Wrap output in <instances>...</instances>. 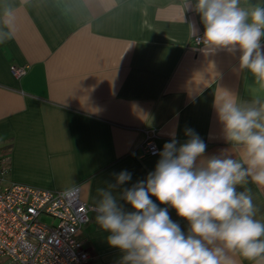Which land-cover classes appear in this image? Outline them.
Listing matches in <instances>:
<instances>
[{
    "label": "crops",
    "instance_id": "0c3cea01",
    "mask_svg": "<svg viewBox=\"0 0 264 264\" xmlns=\"http://www.w3.org/2000/svg\"><path fill=\"white\" fill-rule=\"evenodd\" d=\"M185 2L0 0V34L15 33L0 43V146L10 150L12 181L54 190L80 185L95 208L97 187L115 183L114 174L130 172L121 187H131L155 170L159 154L141 155L146 131L156 134L160 152L173 135L182 144L193 129L205 157L244 156L225 138L215 94L226 89L242 103H264V81L240 69L239 52L193 45L204 25ZM256 4L264 0H240L244 8ZM12 66L27 73L16 77ZM243 187L264 219V186ZM169 213L187 229L175 209ZM95 215L82 236L92 264H119L121 253ZM224 255L230 264H252L227 249Z\"/></svg>",
    "mask_w": 264,
    "mask_h": 264
},
{
    "label": "clouds",
    "instance_id": "9594fccd",
    "mask_svg": "<svg viewBox=\"0 0 264 264\" xmlns=\"http://www.w3.org/2000/svg\"><path fill=\"white\" fill-rule=\"evenodd\" d=\"M185 8L200 15L204 34L197 38L209 52H239L240 69L264 81V5L186 0ZM14 34H0V43ZM214 108L226 140L243 149L242 158L227 151L205 157L204 141L186 129L189 139L180 144L173 135L146 179L121 187L132 179L123 170L114 174L115 183L97 187L95 223L120 251L119 264H230L225 249L252 264L264 258V219L256 218L251 188L243 187L264 186V103H242L225 89L215 94ZM74 194L75 189L66 193Z\"/></svg>",
    "mask_w": 264,
    "mask_h": 264
},
{
    "label": "built area",
    "instance_id": "2783aa9c",
    "mask_svg": "<svg viewBox=\"0 0 264 264\" xmlns=\"http://www.w3.org/2000/svg\"><path fill=\"white\" fill-rule=\"evenodd\" d=\"M197 37L203 34L193 38L195 46L203 44ZM27 69L11 67L16 77ZM146 132L141 155L156 156L157 136ZM10 164V150L0 146V258L10 264H92L82 236L95 208L82 198L81 186L54 190L18 183L9 177ZM70 189L74 195H66Z\"/></svg>",
    "mask_w": 264,
    "mask_h": 264
},
{
    "label": "rangeland",
    "instance_id": "374dc122",
    "mask_svg": "<svg viewBox=\"0 0 264 264\" xmlns=\"http://www.w3.org/2000/svg\"><path fill=\"white\" fill-rule=\"evenodd\" d=\"M43 221L48 222L50 221V218H42Z\"/></svg>",
    "mask_w": 264,
    "mask_h": 264
},
{
    "label": "water",
    "instance_id": "95a60500",
    "mask_svg": "<svg viewBox=\"0 0 264 264\" xmlns=\"http://www.w3.org/2000/svg\"><path fill=\"white\" fill-rule=\"evenodd\" d=\"M0 264H10V261L9 260H6L5 262H2Z\"/></svg>",
    "mask_w": 264,
    "mask_h": 264
}]
</instances>
